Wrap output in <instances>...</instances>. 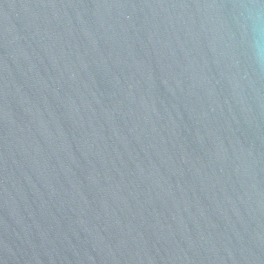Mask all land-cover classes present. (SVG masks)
<instances>
[{"label":"water","instance_id":"95a60500","mask_svg":"<svg viewBox=\"0 0 264 264\" xmlns=\"http://www.w3.org/2000/svg\"><path fill=\"white\" fill-rule=\"evenodd\" d=\"M0 264H264V0H0Z\"/></svg>","mask_w":264,"mask_h":264}]
</instances>
